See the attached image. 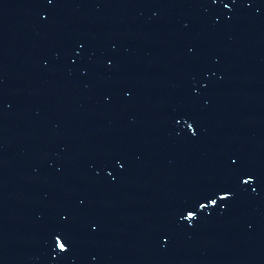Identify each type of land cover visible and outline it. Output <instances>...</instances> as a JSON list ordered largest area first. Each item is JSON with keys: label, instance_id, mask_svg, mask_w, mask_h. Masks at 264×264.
<instances>
[{"label": "water", "instance_id": "1", "mask_svg": "<svg viewBox=\"0 0 264 264\" xmlns=\"http://www.w3.org/2000/svg\"><path fill=\"white\" fill-rule=\"evenodd\" d=\"M0 264H264V0H0Z\"/></svg>", "mask_w": 264, "mask_h": 264}]
</instances>
